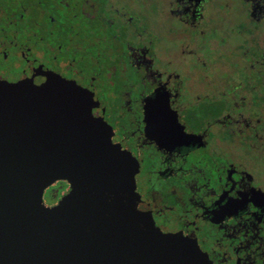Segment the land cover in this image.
<instances>
[{"label": "flooded vegetation", "instance_id": "af4514ba", "mask_svg": "<svg viewBox=\"0 0 264 264\" xmlns=\"http://www.w3.org/2000/svg\"><path fill=\"white\" fill-rule=\"evenodd\" d=\"M0 83L85 96L162 233L264 264V0H0Z\"/></svg>", "mask_w": 264, "mask_h": 264}, {"label": "water", "instance_id": "95a60500", "mask_svg": "<svg viewBox=\"0 0 264 264\" xmlns=\"http://www.w3.org/2000/svg\"><path fill=\"white\" fill-rule=\"evenodd\" d=\"M66 96L0 83V264H211L138 209L137 163ZM59 180L72 191L47 207Z\"/></svg>", "mask_w": 264, "mask_h": 264}, {"label": "rangeland", "instance_id": "374dc122", "mask_svg": "<svg viewBox=\"0 0 264 264\" xmlns=\"http://www.w3.org/2000/svg\"><path fill=\"white\" fill-rule=\"evenodd\" d=\"M51 196H52L51 191L45 192V194H44V204L47 207H49L55 201V199Z\"/></svg>", "mask_w": 264, "mask_h": 264}]
</instances>
